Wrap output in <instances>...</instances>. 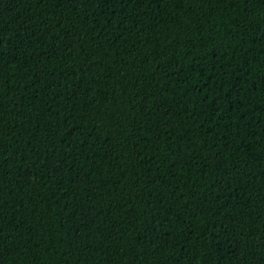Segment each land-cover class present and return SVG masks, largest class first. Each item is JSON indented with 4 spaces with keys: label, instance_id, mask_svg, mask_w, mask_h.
<instances>
[{
    "label": "trees",
    "instance_id": "1",
    "mask_svg": "<svg viewBox=\"0 0 264 264\" xmlns=\"http://www.w3.org/2000/svg\"><path fill=\"white\" fill-rule=\"evenodd\" d=\"M0 264H264V0H0Z\"/></svg>",
    "mask_w": 264,
    "mask_h": 264
}]
</instances>
